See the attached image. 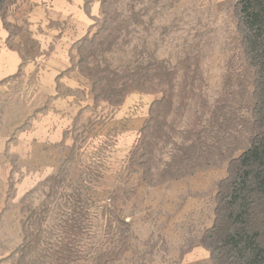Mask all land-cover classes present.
<instances>
[{
  "label": "rangeland",
  "instance_id": "1",
  "mask_svg": "<svg viewBox=\"0 0 264 264\" xmlns=\"http://www.w3.org/2000/svg\"><path fill=\"white\" fill-rule=\"evenodd\" d=\"M238 1L3 2L0 264H264V19Z\"/></svg>",
  "mask_w": 264,
  "mask_h": 264
},
{
  "label": "trees",
  "instance_id": "2",
  "mask_svg": "<svg viewBox=\"0 0 264 264\" xmlns=\"http://www.w3.org/2000/svg\"><path fill=\"white\" fill-rule=\"evenodd\" d=\"M5 0H0V9ZM238 18L246 23H255L264 19V0H239L236 6ZM1 13V11H0ZM252 36L246 42L252 58L264 56V37ZM252 151H262L260 147L251 148ZM243 264H260L257 258L259 251L254 249L240 250Z\"/></svg>",
  "mask_w": 264,
  "mask_h": 264
}]
</instances>
